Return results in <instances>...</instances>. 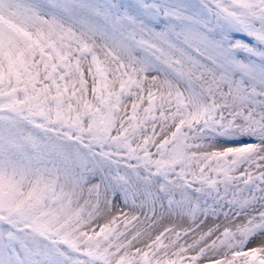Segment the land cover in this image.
I'll return each mask as SVG.
<instances>
[{"label": "snow or ice", "instance_id": "6c2138e0", "mask_svg": "<svg viewBox=\"0 0 264 264\" xmlns=\"http://www.w3.org/2000/svg\"><path fill=\"white\" fill-rule=\"evenodd\" d=\"M0 264H264V0H0Z\"/></svg>", "mask_w": 264, "mask_h": 264}]
</instances>
